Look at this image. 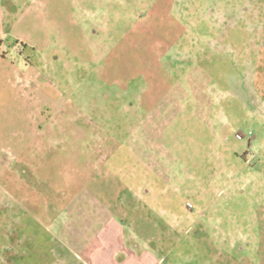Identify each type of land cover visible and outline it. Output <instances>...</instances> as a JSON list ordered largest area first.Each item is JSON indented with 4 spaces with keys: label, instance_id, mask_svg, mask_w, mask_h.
I'll return each mask as SVG.
<instances>
[{
    "label": "rangeland",
    "instance_id": "rangeland-1",
    "mask_svg": "<svg viewBox=\"0 0 264 264\" xmlns=\"http://www.w3.org/2000/svg\"><path fill=\"white\" fill-rule=\"evenodd\" d=\"M263 81L264 0H0V249L264 264Z\"/></svg>",
    "mask_w": 264,
    "mask_h": 264
},
{
    "label": "crops",
    "instance_id": "crops-1",
    "mask_svg": "<svg viewBox=\"0 0 264 264\" xmlns=\"http://www.w3.org/2000/svg\"><path fill=\"white\" fill-rule=\"evenodd\" d=\"M260 91L264 94V84ZM15 158L19 162L29 160L27 154L21 153L15 155ZM22 165H25L27 168H33V166L27 162ZM102 218L100 227L93 230L89 235L83 236L78 233H67L64 240L59 241L57 244V247L60 248L61 251L57 248L59 251L56 250L57 252L53 253L56 256L54 257V261L53 259H45L44 255L38 256L39 261L43 262V264H53L52 262H54V264L164 263V260L157 256L156 250L145 246L141 247L135 243H128L116 216L104 213L102 214ZM64 229L67 231V226L64 225L63 230ZM8 236L9 237L6 238L8 243L3 244L0 249V264H22L24 261L23 259L31 258V252L26 250L25 247L27 245L30 246L34 237L20 236L15 233V231ZM62 251L64 254H61Z\"/></svg>",
    "mask_w": 264,
    "mask_h": 264
}]
</instances>
